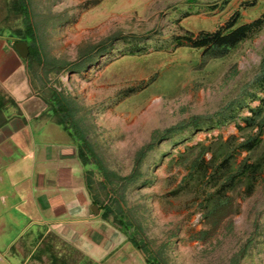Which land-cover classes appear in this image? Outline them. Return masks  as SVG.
Here are the masks:
<instances>
[{
    "label": "rangeland",
    "instance_id": "obj_1",
    "mask_svg": "<svg viewBox=\"0 0 264 264\" xmlns=\"http://www.w3.org/2000/svg\"><path fill=\"white\" fill-rule=\"evenodd\" d=\"M92 1L96 0L27 3L40 41L45 42L43 55L46 58L47 54L46 60L52 64H74L85 45H97L117 35L126 38L82 74L68 69L46 77L48 87L64 90L65 96L74 99L79 124L89 128V141L104 166L122 177L140 174L134 185L117 188L115 197L106 203L115 204L125 196L129 219L143 229L151 249L162 251L168 264H232L235 256L250 246L240 264H264V233L257 232L264 228V178L252 195H247L243 183L229 191L237 210L206 242L193 236L212 229L205 218L206 199L217 187L204 182L196 187L186 181L188 171L180 164L191 147L202 143L213 147L217 163L233 153L237 167L251 155L239 148L250 131L241 132L238 126L246 127L241 119L260 106L257 97H264V88L257 84L264 73V31L222 58L205 56L203 50L180 45L177 40L189 33L196 37L202 31L215 32L246 0H233L214 11L211 7L223 5L224 0H193L194 5L188 0H99L96 5ZM249 1L257 5L241 9L242 24L264 12V0ZM191 6L194 10L186 16ZM16 23L23 27L21 20ZM137 43L145 46L129 51ZM131 88L137 91L125 92ZM237 101L245 103L240 108L234 105L239 119L230 124L200 133L184 130L179 136L161 140L159 133L189 124L196 117L210 120L228 115ZM257 132L255 129L253 135ZM233 136L236 141L230 149L219 147ZM153 142L156 148L145 159L139 157L140 150ZM17 145L12 158L18 162L13 169L21 163L23 174H27L24 166H30L32 158ZM140 159L143 163L138 166ZM206 159L210 162L213 153ZM97 180L102 177L97 175ZM13 239L12 234L4 242Z\"/></svg>",
    "mask_w": 264,
    "mask_h": 264
},
{
    "label": "crops",
    "instance_id": "obj_2",
    "mask_svg": "<svg viewBox=\"0 0 264 264\" xmlns=\"http://www.w3.org/2000/svg\"><path fill=\"white\" fill-rule=\"evenodd\" d=\"M18 43L0 34V264H51L50 244L71 264H146L119 227L93 213L78 143L55 122ZM17 142L32 158L27 174L21 163L13 169Z\"/></svg>",
    "mask_w": 264,
    "mask_h": 264
},
{
    "label": "trees",
    "instance_id": "obj_3",
    "mask_svg": "<svg viewBox=\"0 0 264 264\" xmlns=\"http://www.w3.org/2000/svg\"><path fill=\"white\" fill-rule=\"evenodd\" d=\"M188 1L192 5L196 4L193 0ZM231 1L233 0H224L221 6L215 4L211 7V10L223 9ZM97 2L99 0L92 1V4L96 5L98 4ZM256 5L257 3L255 1L251 2L246 0L241 4V9H248ZM194 7L191 6V9L186 12V16L194 10ZM241 9L234 12L225 25L215 32L202 31L196 37L194 34L189 33V35L177 38L179 44L190 46L196 50H203V55L208 57L222 58L227 56V54L239 48L243 43L255 38L264 31V12L252 22L242 24L241 20L243 16ZM18 20L22 21L23 27L16 25V21ZM7 29L13 31L12 34L17 38L18 42L27 43L30 50L28 65L33 85L36 87L40 86V93L44 94V100L55 122L63 126L78 143L80 160L85 168L84 178L86 189L92 205L97 206L100 210L99 216L103 220L119 227L124 232L129 242L142 255L146 264H168L164 260L162 251H154L151 249V244L142 235L141 231L143 229H140V226H136L129 219L128 213L125 211L127 205L125 196L116 199L115 204L106 203V199L115 197L113 193L117 188H130L131 185H134L139 180L140 174L132 173L130 176L122 177L118 173L108 170L98 158V154L89 141L88 137L90 136L89 133H91L89 128L83 126V124H79L80 120L76 116L77 106L74 99L65 96L64 90L59 91L57 88L55 89L46 85V77L48 78L50 73H55L54 71L60 72L69 69L68 71L72 70L77 74L86 72L88 67L95 65L99 61V58L107 55V53L114 52L117 48L118 41L126 38L122 35H117L109 37L97 45H85L79 49L78 60L74 64H67L68 66H66V64H52V62L46 60V58L48 59L47 54L46 58L44 57L43 51L45 49L42 47H44L45 42L43 39L40 41L36 25L32 22V17L30 16L27 0H0V34H3ZM16 33L20 37H17ZM27 38L32 39L31 43L27 41ZM143 46L145 45L137 43L132 45L129 51L134 53L135 50ZM153 80L151 79V81ZM257 84L258 87L264 88V73L263 77L259 78ZM148 87L147 85L145 89ZM141 90H144V87H141ZM136 91L137 89L131 88L125 92L131 93ZM257 99L260 100V106L251 110L250 117L241 119L246 127L238 126V130L241 132L250 131L246 137L247 139L239 145V148L251 154L242 163L234 167L232 162L233 153H227L224 161L217 163L216 152L213 147L206 146L204 143L193 148L191 147L188 155L184 156L180 163L185 165L188 171L186 181L194 182L196 187L202 186L203 182L204 185L212 184V186L217 187L216 192L209 195L206 199L209 205L206 206L205 218L212 225V229L195 233L193 236L195 239L207 242L212 236L217 235L223 222L237 210L233 205V198L228 195L230 190L234 192L237 185L243 183L246 186L247 195H252L259 182L264 178V139H262L264 135V97H257ZM244 103L245 101H237L234 103L228 115L223 114L219 118H210V120L196 117L189 124L182 123L177 127L168 129L163 134L159 133L161 140L166 141L169 138L179 136L184 130H190V132L196 130V132L200 133L210 131L214 128L224 127L239 119L237 116L238 110L234 105L236 104L240 108L243 107ZM2 125L3 122L0 123V127ZM255 129H258V132L253 135ZM234 141H236V138L233 136L227 143H221L219 147L225 146V148L230 149ZM155 148V142L150 143L140 150L138 156L145 159ZM209 153H213V159L210 162L206 159V155ZM142 163L143 159H140L138 166ZM97 175L102 177L101 181L97 180ZM199 191H201V187H199ZM202 193L205 194V191L203 190ZM259 229L257 232L264 233L263 227ZM249 248L237 254L232 260V264H240L247 256ZM49 252L54 254L51 264H71L68 258L60 257L55 253L52 244L49 246Z\"/></svg>",
    "mask_w": 264,
    "mask_h": 264
},
{
    "label": "water",
    "instance_id": "obj_4",
    "mask_svg": "<svg viewBox=\"0 0 264 264\" xmlns=\"http://www.w3.org/2000/svg\"><path fill=\"white\" fill-rule=\"evenodd\" d=\"M16 51L23 60H27L29 57V47L26 43L20 42L16 45ZM92 211L95 215L100 214V210L97 206L92 207Z\"/></svg>",
    "mask_w": 264,
    "mask_h": 264
}]
</instances>
